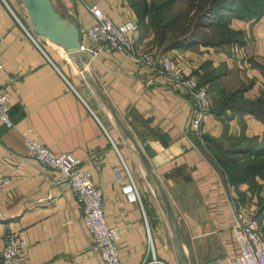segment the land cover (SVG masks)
I'll return each instance as SVG.
<instances>
[{"label": "crops", "instance_id": "1", "mask_svg": "<svg viewBox=\"0 0 264 264\" xmlns=\"http://www.w3.org/2000/svg\"><path fill=\"white\" fill-rule=\"evenodd\" d=\"M51 2L76 29L80 44H90L84 32L95 22L89 8L96 6L115 23L131 18L138 22L132 36L135 52L171 51L184 73L197 79L204 65H221L227 70L218 78L220 89L232 90L243 82L249 86L242 102L264 95V11L255 20H230L229 27L243 35L242 43L235 44L245 51L240 57L234 55L233 44L196 42L174 49L159 44L148 16L137 15L134 0ZM0 61V91L9 93L12 122L11 127L0 122V173L10 179L0 188V253L9 231H22L27 244L14 264H102L91 249L76 197L58 173L28 153L26 138L55 154L70 152L82 160L102 191L105 221L119 234L122 264H143L153 256L179 264L163 201L141 158L168 195L186 264H229L236 252L230 234L235 210L254 214L264 243V168L241 170L248 162H264L259 155L247 163L242 159L250 149H264V124L257 114L241 106L218 108L223 101L206 82L209 107L200 136L188 139L190 103L166 77L125 52L83 54L85 69L124 121L130 138L77 61L34 30L21 0H0ZM203 138L230 148L239 160V178L230 182Z\"/></svg>", "mask_w": 264, "mask_h": 264}, {"label": "built area", "instance_id": "2", "mask_svg": "<svg viewBox=\"0 0 264 264\" xmlns=\"http://www.w3.org/2000/svg\"><path fill=\"white\" fill-rule=\"evenodd\" d=\"M94 24L84 32L88 44L81 43L80 52L94 57L104 50L109 52H125L145 69L153 74L166 77L171 84L180 90L190 103L189 126L185 132L186 138L199 137L202 118L209 107V98L205 86L198 85V79L184 73L183 66L171 51L162 53L135 52L132 46V36L140 28L135 19L123 23L113 22L96 6L89 8ZM236 56H243L242 48L232 46ZM1 67V61H0ZM9 93L0 91V122L7 127L12 126L9 116ZM28 153L41 165L60 175L67 187L76 197L82 210V220L91 236V249L97 254L102 264H122L119 259V234L109 226L103 215L102 191L96 185L88 172L82 167V160L70 152L55 154L41 142L25 139ZM9 177L0 173V188L9 182ZM135 198L139 200V196ZM258 221L249 210H235L233 223L230 227L232 243L236 249L229 259V264H264V243L258 231ZM148 247L153 253L151 238L148 237ZM27 248L22 231H9L4 236L0 253L1 264H14L17 257ZM143 264H166L152 257Z\"/></svg>", "mask_w": 264, "mask_h": 264}, {"label": "trees", "instance_id": "3", "mask_svg": "<svg viewBox=\"0 0 264 264\" xmlns=\"http://www.w3.org/2000/svg\"><path fill=\"white\" fill-rule=\"evenodd\" d=\"M203 0H198V2H202ZM200 4V3H198ZM198 4L195 3L194 7H198ZM209 5L207 6L206 11L202 14V16L208 17L211 20L208 26H223L222 34H220L219 40L216 41H206L203 39L196 38V33L182 37L176 41L172 42V36L170 31L167 32L168 29V19L165 13L168 12L170 2H161L159 5H154V1H146V0H134V8L139 17L147 15L149 18V24L153 27L156 33V39L159 44H167L169 49L174 48H183L187 45L197 44L211 47H223L224 44H240L242 43L243 35L241 32L233 30L229 27V22L232 18H238L241 20L249 21L255 20L262 16L263 14V5L264 2L262 0H209ZM162 12V13H161ZM222 19V20H221ZM185 33V32H183ZM229 33V34H228ZM180 35V33H179ZM178 35V36H179ZM195 36V37H194ZM165 42V43H164ZM197 42V43H196ZM232 45V46H233ZM209 67V65H204V68ZM211 81V78H207V71H203L202 75L198 78V85H204L206 82ZM238 91L230 93L226 99L223 100L222 104L218 106L220 109L226 108V106L231 108H239L235 102L232 101L231 97L233 94H236ZM241 97V95H240ZM235 98V97H234ZM246 106H241L242 108L249 110L253 114H257L261 121L264 124V95L262 97L257 98L255 101H244ZM205 142L206 150L214 157L219 166L225 171L226 175L230 179V182L235 181L238 176L239 171V160L234 157L231 152L228 150H224L217 142L214 141H206L207 139L203 138ZM234 146V145H233ZM247 157H244L246 156ZM264 156L263 147L259 150L255 151V149H250L247 154L242 156V159L249 161L248 159L256 157V156ZM247 163V162H246ZM246 164L247 167H240L241 170L245 168L249 170H261L264 168V162L261 160L248 162ZM240 172V171H239Z\"/></svg>", "mask_w": 264, "mask_h": 264}, {"label": "water", "instance_id": "4", "mask_svg": "<svg viewBox=\"0 0 264 264\" xmlns=\"http://www.w3.org/2000/svg\"><path fill=\"white\" fill-rule=\"evenodd\" d=\"M27 14L29 16V21L32 24L34 30L43 36L48 37L51 41L62 46L67 54L75 59L79 65V68L87 81V83L92 87L101 101L108 107L111 114L113 115L118 126L126 133L130 138L131 135L126 128V125L122 118L118 115L115 108L107 100L106 96L102 90L98 87L92 77L89 75L87 70L84 67L82 61V53L79 50L80 41L78 39V33L73 25L65 18L61 17L54 9L51 0H21ZM141 163L145 167L147 173L154 180L160 197L163 201L166 214L171 225L172 237L174 245L176 248V255L178 258L179 264H186L185 255L182 249V245L179 238L178 223L177 218L174 215L172 206L170 204L168 195L163 187L160 179L150 168L145 159L141 158ZM209 264H217L216 261H213Z\"/></svg>", "mask_w": 264, "mask_h": 264}, {"label": "rangeland", "instance_id": "5", "mask_svg": "<svg viewBox=\"0 0 264 264\" xmlns=\"http://www.w3.org/2000/svg\"><path fill=\"white\" fill-rule=\"evenodd\" d=\"M154 5H159L161 2H170V6L168 9V12L165 13L167 19H168V29L167 32L170 31L169 34L172 36V42L176 41L178 39H181L184 36L190 34L196 33V38L203 39L206 41H216L219 40L220 34L225 31L223 29L222 24L217 26L215 24L214 26H208L211 20H209L208 17L202 16V14L206 11L207 6L209 5V0H203L202 2H198V0H153ZM264 2V0H262ZM195 3L198 4V7H194ZM264 7V5H263ZM264 11V8H262ZM162 13V12H161ZM222 20V19H221ZM185 32V33H183ZM226 32V31H225ZM180 33V35H179ZM227 34V32H226ZM229 34V33H228ZM179 35V36H178ZM194 36V37H195ZM243 53L245 51L242 49ZM227 68L223 66H209L205 68V71H207V78L210 79L209 86L215 87L216 94H219V99L222 101L227 96L230 95V93L238 91L236 94H233L234 96L231 97L232 101H236V104H239V106H246L245 102H242V98L239 97L242 95L243 91L247 89L249 86L248 83L240 82L237 84V87H235L232 90L225 91L224 89H220L218 86V78L222 76L226 72ZM218 85V86H216ZM235 97V98H234ZM241 98V99H240Z\"/></svg>", "mask_w": 264, "mask_h": 264}]
</instances>
